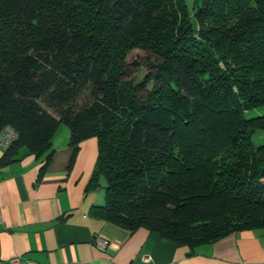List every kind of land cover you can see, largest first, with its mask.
<instances>
[{"label":"trees","instance_id":"16d2710c","mask_svg":"<svg viewBox=\"0 0 264 264\" xmlns=\"http://www.w3.org/2000/svg\"><path fill=\"white\" fill-rule=\"evenodd\" d=\"M140 49L158 57L135 83ZM149 85V86H148ZM264 0H0V130L97 140L91 215L191 251L264 235ZM42 169H44V167Z\"/></svg>","mask_w":264,"mask_h":264},{"label":"crops","instance_id":"0c3cea01","mask_svg":"<svg viewBox=\"0 0 264 264\" xmlns=\"http://www.w3.org/2000/svg\"><path fill=\"white\" fill-rule=\"evenodd\" d=\"M60 126V125H59ZM58 127L45 157L21 148L6 163L0 147V264H264V235L244 230L191 251L161 240L145 228L129 234L91 215L102 204L87 190L98 147L96 138L69 145V129ZM44 167V169H42ZM95 236L108 240L100 248Z\"/></svg>","mask_w":264,"mask_h":264},{"label":"rangeland","instance_id":"374dc122","mask_svg":"<svg viewBox=\"0 0 264 264\" xmlns=\"http://www.w3.org/2000/svg\"><path fill=\"white\" fill-rule=\"evenodd\" d=\"M186 3L191 6L192 0H186ZM158 57L151 53L150 51L140 50V49H134L132 50L128 56H127V63H131L133 61H136L138 63V70L136 72V75L133 78V81L135 83L142 80L144 75L151 71L152 69L148 68V65L150 63L157 62ZM149 86V85H148ZM248 116H256V115H264V106L258 107L256 109L251 110L249 113H247ZM62 129L66 128L67 126L60 124L59 126ZM253 142L256 146L264 145V132L262 133H256L253 136ZM100 196L102 198V202H104V189L101 186V188L98 189Z\"/></svg>","mask_w":264,"mask_h":264},{"label":"built area","instance_id":"2783aa9c","mask_svg":"<svg viewBox=\"0 0 264 264\" xmlns=\"http://www.w3.org/2000/svg\"><path fill=\"white\" fill-rule=\"evenodd\" d=\"M17 137L16 132L10 127H4L0 130V147L6 149L9 145L14 141ZM3 223V217L0 210V227ZM94 244H96L100 248H104L109 244L108 240L103 239L101 236H95L93 239ZM19 264H34L32 261H25L22 258H18L15 260Z\"/></svg>","mask_w":264,"mask_h":264}]
</instances>
